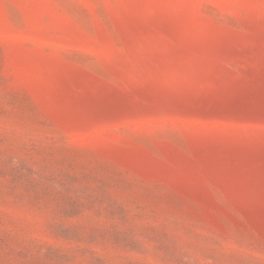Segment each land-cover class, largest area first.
I'll use <instances>...</instances> for the list:
<instances>
[{"label": "rangeland", "instance_id": "1", "mask_svg": "<svg viewBox=\"0 0 264 264\" xmlns=\"http://www.w3.org/2000/svg\"><path fill=\"white\" fill-rule=\"evenodd\" d=\"M0 264H264V0H0Z\"/></svg>", "mask_w": 264, "mask_h": 264}]
</instances>
